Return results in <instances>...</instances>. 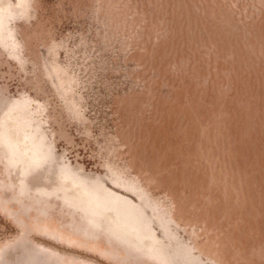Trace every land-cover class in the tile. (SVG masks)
Instances as JSON below:
<instances>
[{"label":"rangeland","instance_id":"1","mask_svg":"<svg viewBox=\"0 0 264 264\" xmlns=\"http://www.w3.org/2000/svg\"><path fill=\"white\" fill-rule=\"evenodd\" d=\"M160 240L264 264V0H0V264Z\"/></svg>","mask_w":264,"mask_h":264},{"label":"water","instance_id":"2","mask_svg":"<svg viewBox=\"0 0 264 264\" xmlns=\"http://www.w3.org/2000/svg\"><path fill=\"white\" fill-rule=\"evenodd\" d=\"M140 196H141V194H140ZM139 196V194L138 195H136L135 196V198H137L138 199V197H140ZM137 203H139L140 205H139V208L137 207V213H141V214H144L145 213V209L143 208L144 206V204H143V202H137ZM145 215V214H144ZM168 245V242L167 241H164V240H160V244H159V246L161 247V250L164 252V259H165V261L163 262L164 264H169V262H168V258H167V246ZM150 253V252H149Z\"/></svg>","mask_w":264,"mask_h":264}]
</instances>
